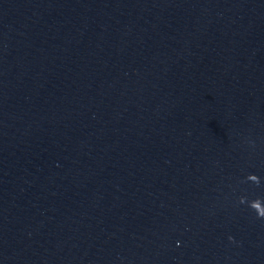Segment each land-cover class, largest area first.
Segmentation results:
<instances>
[{
    "label": "water",
    "instance_id": "obj_1",
    "mask_svg": "<svg viewBox=\"0 0 264 264\" xmlns=\"http://www.w3.org/2000/svg\"><path fill=\"white\" fill-rule=\"evenodd\" d=\"M0 264H264V0H0Z\"/></svg>",
    "mask_w": 264,
    "mask_h": 264
}]
</instances>
